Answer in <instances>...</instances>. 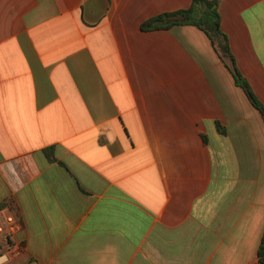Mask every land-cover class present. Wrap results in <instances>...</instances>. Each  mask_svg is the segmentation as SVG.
Wrapping results in <instances>:
<instances>
[{
    "label": "crops",
    "instance_id": "0c3cea01",
    "mask_svg": "<svg viewBox=\"0 0 264 264\" xmlns=\"http://www.w3.org/2000/svg\"><path fill=\"white\" fill-rule=\"evenodd\" d=\"M209 1L264 106V0ZM192 3L0 0L9 264H262L260 114L202 31L142 30Z\"/></svg>",
    "mask_w": 264,
    "mask_h": 264
},
{
    "label": "trees",
    "instance_id": "16d2710c",
    "mask_svg": "<svg viewBox=\"0 0 264 264\" xmlns=\"http://www.w3.org/2000/svg\"><path fill=\"white\" fill-rule=\"evenodd\" d=\"M176 25H189L202 31L211 41L220 61L232 76L235 85L245 94L251 106L258 111L264 122V106L254 94L250 84L239 71L235 58L232 55L229 39L221 29V19L218 3L209 0H193L188 9L155 16L142 24V30H167ZM51 161H56L53 150L44 151ZM15 211L11 204L7 205ZM14 217L17 218L16 214ZM260 263L264 264V238L259 251Z\"/></svg>",
    "mask_w": 264,
    "mask_h": 264
},
{
    "label": "built area",
    "instance_id": "2783aa9c",
    "mask_svg": "<svg viewBox=\"0 0 264 264\" xmlns=\"http://www.w3.org/2000/svg\"><path fill=\"white\" fill-rule=\"evenodd\" d=\"M19 223L13 215H2L0 212V264H8L16 253L13 246V235Z\"/></svg>",
    "mask_w": 264,
    "mask_h": 264
},
{
    "label": "rangeland",
    "instance_id": "374dc122",
    "mask_svg": "<svg viewBox=\"0 0 264 264\" xmlns=\"http://www.w3.org/2000/svg\"><path fill=\"white\" fill-rule=\"evenodd\" d=\"M9 264V263H8Z\"/></svg>",
    "mask_w": 264,
    "mask_h": 264
}]
</instances>
